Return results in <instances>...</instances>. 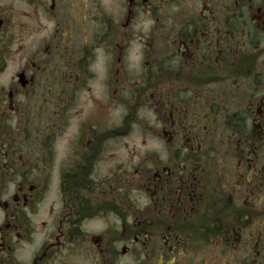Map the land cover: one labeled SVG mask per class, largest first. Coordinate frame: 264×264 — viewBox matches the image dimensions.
Listing matches in <instances>:
<instances>
[{
  "label": "flooded vegetation",
  "instance_id": "flooded-vegetation-1",
  "mask_svg": "<svg viewBox=\"0 0 264 264\" xmlns=\"http://www.w3.org/2000/svg\"><path fill=\"white\" fill-rule=\"evenodd\" d=\"M17 5L0 264H264V0H0V39Z\"/></svg>",
  "mask_w": 264,
  "mask_h": 264
},
{
  "label": "rangeland",
  "instance_id": "rangeland-1",
  "mask_svg": "<svg viewBox=\"0 0 264 264\" xmlns=\"http://www.w3.org/2000/svg\"><path fill=\"white\" fill-rule=\"evenodd\" d=\"M14 16L16 18V25L13 32V42L11 41L9 36H3L0 39V51H7L6 56V73L0 76V84L5 83L11 72L14 71L18 66V57L24 56L27 53L33 44L36 45L37 40L35 37H30V34L25 30L24 20L26 19L23 16V11L21 7L18 5L14 10ZM119 92V91H118ZM101 95V91L96 86L93 90H85L80 93L79 101H78V110L82 114L83 112L90 111L91 104L88 102V98L94 96L95 98H99ZM70 126L69 130L71 129ZM126 146L134 147L136 144L135 138H127L125 139Z\"/></svg>",
  "mask_w": 264,
  "mask_h": 264
}]
</instances>
